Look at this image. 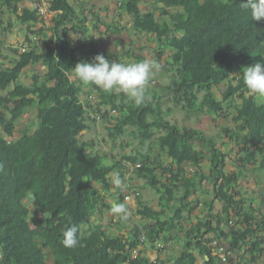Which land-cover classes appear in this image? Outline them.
Returning <instances> with one entry per match:
<instances>
[{
  "label": "trees",
  "instance_id": "trees-1",
  "mask_svg": "<svg viewBox=\"0 0 264 264\" xmlns=\"http://www.w3.org/2000/svg\"><path fill=\"white\" fill-rule=\"evenodd\" d=\"M47 1L50 41L42 47L44 29L39 24L45 18L37 9L21 5V0H0V9L27 30L24 46L8 47L13 55L7 65L1 45L15 22L0 19V264H169L170 258L153 261L144 250L172 240L182 241V247L170 264H200L199 255L201 264H226L230 255L223 261L214 254L223 240L228 250L242 252L247 264L264 256V210L251 203L244 207L245 196L238 188L248 170L264 177V97L250 93L243 81L244 68L261 61L264 53V19L252 20L241 9V0H156L145 11L142 0L120 1L130 27L156 42L157 59L165 58L161 69L175 72L162 87L164 96L188 115L206 113L234 123L222 126L235 145L230 149L236 150L234 169L227 171L230 153L218 139L169 121L158 94L147 89L145 103L128 105L117 103L124 101L123 92L108 94L81 84L73 70L77 62H91L98 54L122 62L124 55H131L107 52L98 43L78 52L70 35L93 39L87 25L90 9L79 11L70 0ZM137 60L142 57L137 55ZM37 63L45 73H34L30 84L21 82L23 70ZM221 84L225 89L219 98L214 88ZM84 87L98 96L95 106L81 100ZM101 106L120 112L108 126L112 138L134 127L142 142L155 138L170 159L141 155L135 171L158 192V207L138 196L140 219L127 234L109 232L95 220L98 212L114 205L106 202L105 194L113 187L111 172L120 168L117 161L107 163L91 140L81 139ZM32 108L35 129L14 137L18 121ZM107 115L108 110L103 113ZM117 192L123 200L121 189ZM216 202L220 211H215ZM72 226L78 229L79 243L67 248L63 233Z\"/></svg>",
  "mask_w": 264,
  "mask_h": 264
},
{
  "label": "rangeland",
  "instance_id": "rangeland-1",
  "mask_svg": "<svg viewBox=\"0 0 264 264\" xmlns=\"http://www.w3.org/2000/svg\"><path fill=\"white\" fill-rule=\"evenodd\" d=\"M120 1L121 0H70L79 11L83 7L90 9V11L87 12V25L88 34L89 36H92L93 39H82L70 35V39L73 42L74 40L77 41L76 45L79 48L78 52H83L91 44L98 43L100 49H104L110 53H119L123 50L127 51L131 56L127 54L124 55L122 57V62H139L137 60L138 55L142 57V60L140 61L148 60L156 62L162 66L165 58L163 57L161 60L157 59V53L155 50L156 42L151 36L137 32L130 27V16L121 9ZM155 2L156 0H142L140 6L144 11L150 10L153 8ZM33 3L34 2L31 0H21L20 2L21 5L26 4L28 6H33ZM8 18H12V21L15 23L11 31L6 32V35L3 37V44L1 45L3 53L8 56L7 58L3 57L7 65L11 63V57L13 55V52L9 50L8 47L24 46L23 44H26L25 34L27 32L22 25L17 23L14 16L10 15L7 11H2V9H0V19L4 24H7ZM44 18L45 21L39 24V27L44 29V34H41L40 39V46L42 47H45L46 43H49L50 41L49 35L46 36V34L48 33L49 26H51V15L45 16ZM114 27H117L120 30L117 31ZM167 67L170 69L169 66ZM45 71V67L40 63L30 65L23 70V73L20 76V81L30 84L31 77L34 73L44 74ZM174 76L175 72L173 70L170 69L169 71H164L160 67V70L155 72L151 77L147 89L150 94L154 95V93H156L160 96L163 110L169 113V115H167L169 121L177 123L182 127L190 126L203 131L207 135L215 136V138L218 139V145L222 150L230 153L225 161L226 170L230 171L234 169L232 159L236 157V150L230 149L234 144L231 145L232 141L222 130V126L224 124L226 125L228 122H224V120L206 113L188 115L186 108L174 103L170 97L164 96L161 91L162 87L167 85ZM224 89L225 84H221L214 88V91L219 98L222 96L221 92ZM90 94H93V96L91 97ZM80 98L85 104L90 103L92 106H95L98 102V96L88 87H84L83 92L80 94ZM117 103L129 105L134 103V101L125 94L124 101L122 102L119 100ZM107 110L108 115L103 116V113ZM35 113V108L29 109L24 113L16 125L14 137H18L26 128L30 131L35 129ZM91 116H96V119L90 120L89 127L81 134V139L91 140L94 143L95 150L106 155L107 163L111 164L115 161L119 163L120 168H114L110 174L113 181V187L105 194V198L108 204H115L114 202L120 201L127 209V216L123 217L121 215L113 214L111 209L106 206L102 212H98L95 215V220L101 222L109 232L127 234L128 229L140 219L136 212L138 196L150 206L154 208L158 207V192L152 187L146 185L145 179L137 176V171H135V168L141 165V155L149 154L152 160L161 159L164 162H168L170 159L157 146L155 138L142 142L134 127H125V130L121 135L112 138L109 135L108 126L115 123L116 118L120 116L118 110L113 112L109 107L101 106L100 112H97L95 115L92 114ZM227 125L235 126L233 122H229ZM133 158H136V160H134L135 162H133ZM202 168L208 173L207 162L203 163ZM116 177H119L123 181V190L116 186ZM94 185L96 188H100L98 184L94 183ZM204 186L207 185L204 184ZM117 188H120L123 192V200H121ZM238 188L242 190L243 195L245 196L244 207L251 203L254 207H261L264 210V177L260 172L255 170L246 171L245 175L240 180ZM127 195L129 197H127ZM207 196V194L203 195V197ZM202 206L203 205L201 204L199 207L201 208ZM30 207L31 209L33 208L32 205H30ZM200 208L195 212L200 213ZM220 210L221 204L216 202L215 211ZM234 219H237V217H234ZM223 244L225 247L229 248L226 241L223 240ZM145 247V255L149 256L151 260L154 261L157 258L167 260L170 258L171 263L173 257L178 251H180L182 241L172 240L169 243H162L161 246L158 247ZM241 253L242 252L231 251L230 261L228 260L226 264H247ZM202 261V256L199 255L198 262L201 264ZM254 264H264V256L258 259Z\"/></svg>",
  "mask_w": 264,
  "mask_h": 264
},
{
  "label": "clouds",
  "instance_id": "clouds-1",
  "mask_svg": "<svg viewBox=\"0 0 264 264\" xmlns=\"http://www.w3.org/2000/svg\"><path fill=\"white\" fill-rule=\"evenodd\" d=\"M241 9L251 15L252 20L264 19V0H241ZM74 37V36H73ZM261 61L243 70V81L248 91L259 97H264V53L260 54ZM161 65L152 61L113 62L103 54H98L91 62H77L73 70L77 79L83 85H95L105 93L123 92L135 104L141 105L148 99L146 92L151 77L160 70ZM115 184L122 190L123 181L115 178ZM113 214L127 216V209L123 204H114ZM78 229L75 226L67 228L64 233L63 244L67 248H75Z\"/></svg>",
  "mask_w": 264,
  "mask_h": 264
},
{
  "label": "built area",
  "instance_id": "built-area-1",
  "mask_svg": "<svg viewBox=\"0 0 264 264\" xmlns=\"http://www.w3.org/2000/svg\"><path fill=\"white\" fill-rule=\"evenodd\" d=\"M33 6L37 9L40 18L50 15L48 11L49 2L47 0H36V2L33 3ZM111 111L116 112V109H111ZM127 197L129 196L127 195ZM160 244L161 243L157 244V246H160ZM212 244L217 245V241H213ZM134 252L135 254L137 253L136 251ZM214 254L215 255L218 254L221 260L227 261L228 256L231 254V251L228 250V248L223 245L221 246L217 245V248L214 250Z\"/></svg>",
  "mask_w": 264,
  "mask_h": 264
}]
</instances>
